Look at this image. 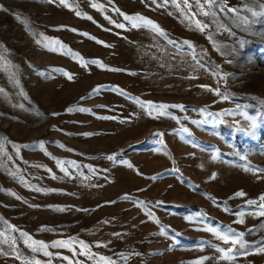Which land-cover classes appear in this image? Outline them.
<instances>
[{"label":"rangeland","instance_id":"obj_1","mask_svg":"<svg viewBox=\"0 0 264 264\" xmlns=\"http://www.w3.org/2000/svg\"><path fill=\"white\" fill-rule=\"evenodd\" d=\"M157 4L0 0V264H264V16Z\"/></svg>","mask_w":264,"mask_h":264},{"label":"snow or ice","instance_id":"obj_2","mask_svg":"<svg viewBox=\"0 0 264 264\" xmlns=\"http://www.w3.org/2000/svg\"><path fill=\"white\" fill-rule=\"evenodd\" d=\"M151 2L153 4H157V0H151ZM169 2H171L176 7V9L179 10L183 14L185 20L189 21V26L195 25V27L197 29H199L200 31H203L205 28L208 27V25L207 24H201V22L199 20H196L195 17L198 15L199 16H205V17L211 16V17L215 18L218 13H222V12L227 11V12L235 14L234 19L242 20L243 23H245V24H247L249 22V16L256 17V18H260V17L264 16V0H246V3H252V4H254V7H245L243 9V11L249 14V15H245V16L240 15V13L242 11L241 9L226 8L224 6L222 0H192L191 3H190V0H161V3L157 4V7L167 6L169 4ZM60 3L64 4L65 0H60ZM181 4H183L184 7H181ZM193 4L196 7L195 12L191 11ZM92 7L98 8L100 6H98L96 4H92ZM115 11L118 12L119 9H115ZM76 15L80 16L81 13L76 12ZM122 15H123L124 20L130 23L132 28H147L150 31L159 34L160 36L166 35L165 32L160 28V26L158 24H156L155 22H153L149 18H145V17L139 16V15H135V16L127 15V14H122ZM86 18L89 20L92 19V17H90V16H87ZM105 18L108 19L110 21V23L115 24L116 27L121 28V29L125 28L124 23H118L117 24L115 21H112L110 17H105ZM17 19L19 20V17H17ZM20 22L21 23H27L26 21H20ZM72 31H77V30L72 29ZM84 35H87V34H84ZM90 38L95 39L94 37H90ZM37 42L39 43V41H37ZM97 42L103 43L101 41H97ZM169 42L172 43V41H169ZM187 46L189 48H192V45L190 43ZM50 50L55 51L56 49H50ZM77 55L78 54H74V58ZM193 59H196L195 55H193ZM0 61H4L5 63H7V61L5 60L2 53H0ZM90 63H99V62L93 60V61H90ZM197 63H199V61H197ZM55 71H61V70L55 69ZM68 79L69 80L72 79L71 74H68ZM2 91L3 90L0 89V92H2ZM95 91L98 93L100 91V89H96ZM117 91H120L121 95L125 94L119 89H117ZM141 107H150V108L157 109L159 111L160 115H170V113H168L165 110V106L153 105V104H151V102H147L146 104H141ZM173 107H179V106H173ZM75 110L76 111H90V110L82 109V108H77ZM68 111H73V109L70 108V109H68ZM248 119L250 120V128H254L256 126V121L252 118H248ZM183 131H187V129H183ZM36 147L43 149V143L39 142L36 145ZM0 150H2V146H0ZM9 159H11V157H9ZM108 159L111 160V159H114V157L110 156V157H108ZM57 163L61 167V170L66 171V169L63 168L64 162L58 161ZM21 182H23V181H21ZM36 191H40V189H36ZM13 195H15V194L13 193ZM236 195L242 197L245 195V193L239 192ZM17 199H20V197H17ZM260 199L262 201H264V196H261ZM247 203L249 205H251V204H255L256 201H248ZM57 210L62 211L63 209H57ZM258 211H259V214L261 216H264V203H261L258 206ZM242 235L243 234H239V236H234L232 233V230L229 229L228 233L223 234L222 238L227 241L231 237L233 239V241L235 242L236 240H239L240 236H242ZM20 237L24 239L25 245L27 247L31 248L32 251L36 252V251L44 250L45 255H51V253L46 251V249L49 247V245L45 244L44 242L31 241V243H30L29 241L31 238L28 237L27 234L23 233L22 231L20 232ZM73 243H74V241L71 239L59 240V241L53 242L51 247H66L72 251H75V249L72 248ZM80 243L83 244V242H80ZM3 244H9V246L12 247L13 251H15V238H12V240L9 241V239L4 238L3 233H0V246H2ZM219 251L223 252L224 249L221 248V249H219ZM260 251L264 252V247L260 248ZM82 254L90 255V253H82ZM64 259H68V258L64 257ZM34 264H40V262L34 261ZM108 264H112V262L109 261Z\"/></svg>","mask_w":264,"mask_h":264}]
</instances>
